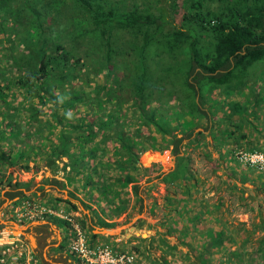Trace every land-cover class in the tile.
<instances>
[{"label":"trees","instance_id":"obj_1","mask_svg":"<svg viewBox=\"0 0 264 264\" xmlns=\"http://www.w3.org/2000/svg\"><path fill=\"white\" fill-rule=\"evenodd\" d=\"M128 1L0 0V162L60 171L52 187L81 180L52 200L68 212L76 200L100 227L115 224L127 196L141 202L143 177L167 185L181 174L183 187L163 201L175 214L200 189L189 192L185 149L209 157L205 129L215 164L238 148L264 150V84L254 85L264 75V0ZM149 1L162 5L150 11ZM200 120L208 126L195 131ZM163 151L172 170L141 165ZM6 185L12 205L29 198L28 182ZM258 189L264 200V179ZM73 219L96 236L85 215ZM254 227L264 234L262 218ZM256 250L264 264V236Z\"/></svg>","mask_w":264,"mask_h":264},{"label":"rangeland","instance_id":"obj_2","mask_svg":"<svg viewBox=\"0 0 264 264\" xmlns=\"http://www.w3.org/2000/svg\"><path fill=\"white\" fill-rule=\"evenodd\" d=\"M135 2L136 4L141 5L140 8L144 9V6L140 3L141 0H136ZM127 4L131 5V1L129 0ZM144 5L146 9L156 12L162 3L159 4L154 1H149L145 2ZM249 79L252 80L253 76H250ZM259 83L264 84V75H262L259 78V81L254 85L257 87L260 85ZM243 94L249 96L246 89L243 91ZM196 124L199 126L195 128V131L203 130L205 126H208L203 120H200ZM262 125L264 126V124ZM203 132L205 134L203 142L205 141L208 143L207 150H209L208 152L210 153L209 157L206 156L207 153L204 152L202 148H196L191 145L185 149L189 159V172L192 175V180L196 182L194 187L189 188V192H192L195 188L200 189H198V192L195 194L192 192V195L186 196L187 200L177 208L175 215L178 214V212L186 215H216L218 217H225V222L218 218L219 221L212 223L214 227H221L223 230H228L229 226L233 225V239L230 240L231 244L229 248L226 251L218 249L216 251H211L209 254L203 253V259L207 261L203 264H263V256H261L263 250L256 249L264 234L260 228L254 227V225L258 224L260 218L264 220L263 192L258 189L260 180L264 179V175L251 167L240 164L235 159V152L231 157L225 156V159H218L215 164L211 159L216 158L217 153L211 148L209 131L208 129H205ZM256 134H259L258 131ZM108 142L111 144L110 141ZM239 149L240 148L237 150ZM152 154L155 157L143 161L141 165L150 166L149 164L151 162H157L160 164V168L164 172H168L174 168L175 159L173 155L168 154L166 151L161 153L152 152ZM224 162L226 164H224ZM28 164L31 166L32 161ZM223 165L226 166L224 167ZM178 175L177 183L167 185L158 183L155 179L146 181L143 177L138 182V190L142 200L141 202H138L134 200L131 195L127 196L128 205L130 206L125 212L118 216L115 224L110 229L113 231L114 236H117L115 235L117 232L123 234L124 231H122V229L126 230L125 237H128L130 235L145 236L147 235V229L149 228H151L149 230L162 228L161 225L166 224L168 221L166 220L167 217L174 215V213L163 204V201L169 194H171V191H175L176 193L183 187V179L180 177L181 174L179 173ZM8 177H10L11 182L17 180L25 183L28 182L29 186H33L34 182L40 183L41 187L38 188L40 189L39 197L32 195L31 191H27L28 194H30L27 199L36 202V205H53V203H55L54 205L59 206L64 205L59 201L54 202L52 199L55 197L66 198L67 190L71 191L73 187H78L81 182V180L74 181L73 187L72 185L63 188L59 186L52 187L46 182V180L50 178L60 180V171L56 172L54 175L44 166H38L37 170L34 169V167H31L28 171H23L19 166L9 167L0 162V191L8 188L6 185ZM43 185H45L44 188L42 187ZM166 186L169 187V189H166ZM44 189H47V191H44ZM75 195L81 196V193L75 190ZM193 195L196 196V200H193ZM71 201L74 203L77 202L74 199H71ZM139 205L141 206L139 207ZM65 209L67 210L66 207ZM85 211L87 212V210ZM74 212L76 215L80 214L79 209L71 213L73 214ZM7 219H11L15 223L21 225L36 220L32 219L17 222L16 219L11 216H7ZM139 219H142V222H138V225L136 226L135 223H137ZM50 220L57 225L63 235H66L67 229L60 221L53 219ZM171 223L172 222H169V224ZM17 233L18 232L15 234ZM37 240H39V244L43 242L41 238H38ZM123 247L130 250L134 245L126 244L123 245ZM134 253L136 256L140 257V259L138 258L139 260L137 264H141L143 262L144 254H138L137 252ZM156 254L157 253H154V255ZM176 255L177 254L169 253V255H166L164 261H166L167 264H183V258H178ZM67 259V257L61 258L60 264H67ZM178 259L182 261L177 262ZM184 259H186L184 264H193V261L190 260V258L186 257Z\"/></svg>","mask_w":264,"mask_h":264},{"label":"crops","instance_id":"obj_3","mask_svg":"<svg viewBox=\"0 0 264 264\" xmlns=\"http://www.w3.org/2000/svg\"><path fill=\"white\" fill-rule=\"evenodd\" d=\"M146 160L147 157L143 159V161ZM40 185V183L34 182L33 186H29L28 191H31L32 195L39 197L40 189L38 188L41 187ZM42 187L44 188L45 185H43ZM20 189H24V187H20ZM6 190H8V188L0 192V227L7 232L13 233L15 232V230L21 229V236L28 242L29 246L32 248V250H34V253L38 254V257L41 260V264H60V257H67V264H75L74 257L67 251L66 244L63 243V241L66 242L67 233L66 235H63L61 233V230L57 227V225L50 220L53 218L46 220H33L24 225L15 223L11 219H7V216H11L10 214H7V210L9 206L12 205V202L17 200V197H14L11 200L4 197L3 194ZM44 191H47V189H44ZM75 204L79 209V215L86 216L88 227H90L89 232L92 234H96L95 237H90L88 235L91 241L107 243L110 242V244L122 247L126 244H133L134 247L130 248V250L137 252L138 254H144L143 262L141 264H167V262L164 260L166 255H169V253L177 254L176 256L178 258H183V264L186 260L184 258L186 257L190 258V260L193 261V264H203L207 261L205 259L198 258L202 253L209 254L211 253V251H216L218 249L226 251L231 244L230 240L233 239V225L229 226L228 231L223 230L221 227H214V225L212 224L213 222H217L221 219L225 222V217L205 214L186 215L180 212H178V214L176 215L174 214L171 217L168 216L166 219L169 222L175 221V224H169V222L167 221L166 224L161 225L162 228L152 230H149L151 229L149 228L147 229L148 233L145 236L130 235L128 237H125V229H122V231H124L123 234L117 232L115 234L117 236H114L113 231L110 230L112 226L100 227L97 224H89L90 214H88V211L86 212L85 210H83L82 206L79 205V203L77 204L76 202ZM178 206L181 205H177V207ZM62 207L65 208L64 205H62ZM73 214L76 215L75 212ZM117 218L118 216L115 218V221ZM141 220L142 219H139L137 223H135L136 226L138 225V222H142ZM165 226L166 228L168 226H172L174 228L171 231H166ZM103 230H107L110 232L107 233ZM218 236L222 237V240H220L221 242H218ZM30 237H33L34 244H32ZM38 238L43 239L44 242V245L41 247V249L38 246ZM116 240H119L117 244L115 242ZM154 253H157V257L156 255H154ZM138 258L140 259V257ZM182 260L178 259L177 262Z\"/></svg>","mask_w":264,"mask_h":264},{"label":"built area","instance_id":"obj_4","mask_svg":"<svg viewBox=\"0 0 264 264\" xmlns=\"http://www.w3.org/2000/svg\"><path fill=\"white\" fill-rule=\"evenodd\" d=\"M235 159L264 175V150H236ZM1 192V191H0ZM10 214L17 222L27 220L57 219L68 225L66 249L74 257L75 264H137L134 251L107 242H93L86 230L74 221L73 214L62 206L36 205L29 199H22L9 206ZM116 244L119 240L115 241ZM0 264H41L28 242L18 233L7 232L0 227Z\"/></svg>","mask_w":264,"mask_h":264},{"label":"water","instance_id":"obj_5","mask_svg":"<svg viewBox=\"0 0 264 264\" xmlns=\"http://www.w3.org/2000/svg\"><path fill=\"white\" fill-rule=\"evenodd\" d=\"M77 204H78V202H77ZM103 231H105V232H110V231H107V230H103ZM16 232H18V234L19 235H22V230L21 229H17V230H15V232L14 233H16ZM30 240L32 241V244H34V239H33V237H30Z\"/></svg>","mask_w":264,"mask_h":264}]
</instances>
